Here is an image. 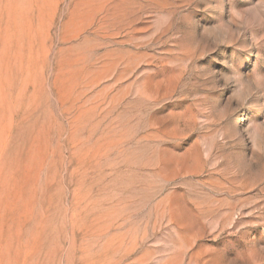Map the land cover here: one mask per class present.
<instances>
[{
    "label": "rangeland",
    "instance_id": "rangeland-1",
    "mask_svg": "<svg viewBox=\"0 0 264 264\" xmlns=\"http://www.w3.org/2000/svg\"><path fill=\"white\" fill-rule=\"evenodd\" d=\"M0 264H264V0H0Z\"/></svg>",
    "mask_w": 264,
    "mask_h": 264
}]
</instances>
